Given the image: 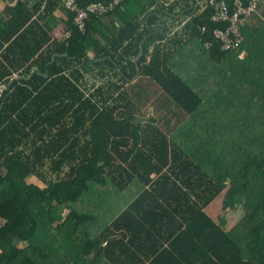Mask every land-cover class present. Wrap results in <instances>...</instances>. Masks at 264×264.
<instances>
[{"label": "trees", "instance_id": "obj_1", "mask_svg": "<svg viewBox=\"0 0 264 264\" xmlns=\"http://www.w3.org/2000/svg\"><path fill=\"white\" fill-rule=\"evenodd\" d=\"M209 1L0 0V264H264V182L243 212L229 208L230 193L243 191L256 172L264 178V32L251 31L247 18L239 46L222 50L212 31L223 23L210 20ZM91 2L111 8L80 28L77 9ZM55 11L62 38L50 35ZM188 13L182 32L199 36L203 47L209 42L204 48L222 67L223 86L239 88L213 112L200 109L209 106L202 93L219 97L221 88L192 83L156 44L172 29L164 17ZM138 77L189 117L178 134L190 151L169 150L171 138L158 127L126 117L133 102L120 101L128 96L123 86ZM150 172L151 189L118 212L114 230L91 235L96 218L76 204L92 183L150 181ZM221 197L211 216L207 206ZM234 217L254 218L246 231L237 228L243 240L232 235Z\"/></svg>", "mask_w": 264, "mask_h": 264}, {"label": "crops", "instance_id": "obj_2", "mask_svg": "<svg viewBox=\"0 0 264 264\" xmlns=\"http://www.w3.org/2000/svg\"><path fill=\"white\" fill-rule=\"evenodd\" d=\"M183 5L184 4L180 2L179 7L181 8ZM183 8L189 9L186 6ZM199 11L200 9L197 10V12ZM60 12L58 13V11H55L53 13L55 17L52 16V21L48 20V24L51 26L50 35L56 38L64 37L66 32L62 20L56 17ZM190 16V13H188L184 17L177 16V19H172L170 17L163 18L165 24L172 25V29L166 33L161 40L156 41V44H158V51L160 54L164 52L166 54L168 50V61H170L172 69L179 72L182 76H186L192 83L195 81L199 83L205 82L203 84L205 90L210 87L216 90L225 88V86H223L225 81L224 77L220 74V69L222 67L211 61L210 57H207L205 48L209 44H203L204 48L198 41L199 36H190L182 32L183 24L191 19ZM103 20L106 25L110 24L108 19ZM246 23L250 26L251 31H260L259 34L264 32V0L258 6L256 13L251 15ZM174 24L176 25L174 26ZM258 32L255 34H258ZM171 36L172 40H169ZM256 36L258 37V35ZM245 51L247 53V49H245ZM252 52L254 53L253 50ZM213 63L215 65H213ZM229 71H231V68H225L226 82L233 83L236 79ZM14 76L16 75L14 74ZM87 81L88 80H86V82ZM99 84H102V82L99 81L98 85ZM114 84H119L117 78H115ZM123 88H125L124 91L128 96H124L120 101L124 103L125 100L130 98L133 102V112L129 116H126L129 121L135 123L140 122V124L143 125L152 124L158 127L161 132L171 138V145L168 147L169 150L172 147L171 151L179 152L180 149L185 150V148L187 151H190L189 146H184V144L181 143L183 135L181 134L179 136L178 134L181 131L182 123H186L189 117L184 116L154 82L145 77H138L134 80L132 79L129 83H125ZM202 94L205 99L208 100L209 106H203L200 109L206 108V110L213 112L214 108L217 106L216 104H219L216 91L213 93L210 92L208 99L204 92ZM127 147L128 145L125 144L120 145L121 151L126 150ZM149 177L151 178L150 181H144L138 178V176H132L131 178L112 176L105 177L98 183H92V188L84 192L76 204L81 212L88 213L96 218L90 230V234H98L107 226H110L111 229L114 230L111 223L118 212L122 211L130 201L137 198L144 189H151V183L156 177V173L150 172ZM217 201L218 199H214L206 208V211L211 216H215L216 212L219 211L217 208ZM141 254L142 252L139 253V255ZM90 256L92 257V255ZM86 260L92 261L93 259ZM140 260L142 259L137 258V263H139ZM97 261L98 263L95 264H113L112 261L109 259L106 260V258H103V260L98 258Z\"/></svg>", "mask_w": 264, "mask_h": 264}, {"label": "built area", "instance_id": "obj_3", "mask_svg": "<svg viewBox=\"0 0 264 264\" xmlns=\"http://www.w3.org/2000/svg\"><path fill=\"white\" fill-rule=\"evenodd\" d=\"M262 0H210L209 3L213 8L210 20L213 22L223 23V27H215L212 31L214 38L220 42L221 49H233L239 46L243 39L240 28L246 22V19L256 11L258 4ZM65 6H74V0H64ZM111 6L101 2H91L85 8L77 9L75 20L81 28L84 19L90 14H104ZM204 30V26L200 28ZM209 44V42H206ZM245 50L241 49L237 56L242 58Z\"/></svg>", "mask_w": 264, "mask_h": 264}, {"label": "rangeland", "instance_id": "obj_4", "mask_svg": "<svg viewBox=\"0 0 264 264\" xmlns=\"http://www.w3.org/2000/svg\"><path fill=\"white\" fill-rule=\"evenodd\" d=\"M234 87L237 89L221 88L220 92H217V93H219L218 99L219 100L223 99L225 101L233 100L235 98V94H237L239 92V88H238L237 84H234ZM258 173L259 172H256L255 176H251L247 186H245L243 191H236L234 193L233 192L230 193L231 199L234 202V207L229 205V208L231 211L234 210V212L235 211L239 212L240 210H242V207L245 204L247 205V204L251 203L255 197L256 198L258 197L260 188L262 186V183L264 182V178L261 175H258ZM30 180H32L38 184H42L39 180H37L33 176L30 177ZM256 186H257V189H254V188H256ZM253 191H255V192L253 195H251ZM217 202H218V207H217L218 210L222 209V202H223L222 197L218 198ZM242 212H243V210H242ZM254 215L256 216V218H258L257 213ZM235 217H237V215H235ZM235 217L233 218V221H232L233 222V226H232V235L233 236L234 235L236 236L237 228H239L241 231H246L247 227H249L251 222L254 220V218L251 220H248V221L244 218H243V220H240V219H237ZM237 220H238V222H237ZM246 236H247V234H246ZM236 238L238 240L244 239L242 236H238V235L236 236ZM239 242H242V241H239Z\"/></svg>", "mask_w": 264, "mask_h": 264}, {"label": "bare ground", "instance_id": "obj_5", "mask_svg": "<svg viewBox=\"0 0 264 264\" xmlns=\"http://www.w3.org/2000/svg\"><path fill=\"white\" fill-rule=\"evenodd\" d=\"M260 32V31H259ZM263 35V34H262ZM264 37V36H263Z\"/></svg>", "mask_w": 264, "mask_h": 264}]
</instances>
